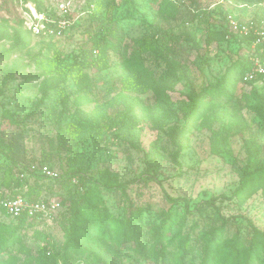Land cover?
Returning a JSON list of instances; mask_svg holds the SVG:
<instances>
[{"label":"rangeland","instance_id":"rangeland-1","mask_svg":"<svg viewBox=\"0 0 264 264\" xmlns=\"http://www.w3.org/2000/svg\"><path fill=\"white\" fill-rule=\"evenodd\" d=\"M263 30L264 0H0V200L18 164L48 163L63 176L45 185L61 207L50 224L40 223L44 234L17 227L0 208V264L15 258L38 264L43 249L67 252L74 257L68 264H202L204 231L190 230L191 217L181 230L184 202L168 196L186 199L191 209L213 196H232L240 170L256 154L264 159V115L256 111L264 82H251L255 90L234 78L202 112L188 119L186 112L195 94L223 84L243 39ZM105 32L121 41L100 69L94 46ZM141 39L169 49L164 58L145 57L154 79L148 90L125 80L135 74L127 62ZM257 48L251 45L250 53L260 54ZM150 160L158 168L146 184L138 179ZM70 172L85 174L87 185L138 181L102 188L108 226L73 237L79 177ZM216 204L226 217H237L228 226L240 227L243 238V217L264 230L261 190L241 205ZM131 216L140 231L127 239L120 227Z\"/></svg>","mask_w":264,"mask_h":264},{"label":"trees","instance_id":"trees-1","mask_svg":"<svg viewBox=\"0 0 264 264\" xmlns=\"http://www.w3.org/2000/svg\"><path fill=\"white\" fill-rule=\"evenodd\" d=\"M244 3L252 4L254 0H242ZM255 34L251 38H244L242 41V47L244 48L242 53L239 54L238 62L233 67V70L225 78L223 84L217 85L212 89H206L205 92L201 94H195L191 107L187 110L185 118L188 119L190 116L197 115L205 109L207 103L210 100L216 99L222 94L226 93L230 87V83L237 79V84L242 83L243 85L252 84L251 82H245L243 80L244 74L249 71L253 64L250 58L251 45L254 41ZM120 37H118L114 32H105L103 35L96 39L94 46L95 61L99 65L100 69L108 67L109 54L117 47L120 43ZM132 57L128 60V65L130 68H135V74L129 73L126 77V81L129 82L133 89L148 90L154 85V79L150 77L148 70L144 67V60L147 55L154 56L157 59L166 57L169 49L159 43L157 40L150 41L148 39H141L137 41ZM260 47L257 48L259 50ZM262 62L264 64V53L259 54ZM264 84V83H263ZM255 90H257V85L252 84ZM139 90V91H142ZM254 90V91H255ZM256 111L264 115V98L260 100V105L257 106ZM40 165H49L48 163H41ZM52 167V165H49ZM148 170L145 178H139L138 180L144 181L146 184L155 179L152 171L158 168V164L154 160L148 162ZM31 166H21L18 164L13 172L12 176L9 178L7 183L8 191L3 198L7 196H14L16 194H24L30 199H47L45 185L46 183H57L58 180L63 178L62 173L57 178L48 177L42 174L40 171H31ZM55 168V167H52ZM26 173L25 178L20 177V173ZM74 176H78L77 187V199L73 203V215L71 217V229L72 236L76 237L80 234H87L91 236L93 231L107 227L108 221L106 219V214L100 209V203L102 202L101 190L105 188L108 191H114L116 189H126L132 184L136 183L138 180H129L126 182H106L101 180H95L96 182L87 185L89 178L85 174L80 175L78 172H70ZM33 177V182L31 178ZM73 177V176H72ZM240 181L239 185L234 190L232 196H226L224 194L219 196H213L212 198L202 200L194 205L191 209L189 201L186 199L173 198L168 196L170 201L178 203L180 201L184 202V214L181 221V230L187 222L188 218H193L192 226L190 230L194 231H204L202 234L203 244L201 249L202 264H264V230H261L255 224L251 222L249 218L243 217L241 221L246 222L247 235L243 238L240 233V227L233 230L232 226H228V223L232 222L230 217L237 218L235 215L226 217L222 213V208L220 205L216 204V201L220 200L223 202L226 199H234L237 205H241L245 200H247L253 193L261 190L264 194V159L260 158L259 155L254 156L253 163L250 166L243 167L239 173ZM47 194H52L47 192ZM2 198V199H3ZM1 199V200H2ZM0 208L2 212L6 215V212L1 204ZM84 215L87 220H91L90 224H83V220L79 217ZM7 216V215H6ZM196 218L198 220H196ZM200 218V219H199ZM135 217H125L122 219L123 225L120 227V231L127 239H132L134 234H138L140 227L135 223ZM14 222L17 227L21 226H35L43 234L46 231V227L40 225L42 222L36 219H27L25 217L19 219H10ZM203 221L201 225L200 221ZM214 222V223H213ZM216 222H221L217 224ZM89 225V227H87ZM40 226L42 229H40ZM209 226V228H207ZM207 229V230H206ZM227 233L228 237L224 239V235ZM188 235V234H187ZM190 236H187L188 238ZM3 239L0 238V249L1 242ZM161 250H164L162 246ZM1 252V251H0ZM51 258L54 261L62 259V264H68V260H73L74 257L65 251L60 250H49L43 249L41 252V260L38 264H52ZM16 259V258H15ZM15 259L7 260L6 263L16 264ZM85 263V262H84ZM88 264V263H87ZM92 264V263H89Z\"/></svg>","mask_w":264,"mask_h":264},{"label":"built area","instance_id":"built-area-1","mask_svg":"<svg viewBox=\"0 0 264 264\" xmlns=\"http://www.w3.org/2000/svg\"><path fill=\"white\" fill-rule=\"evenodd\" d=\"M40 24L34 25V30L36 32H41L42 29ZM242 31L248 32L249 25L241 26ZM235 28H238L235 25ZM254 48H262L261 53L264 51V30L260 32H255V38L252 43ZM252 61V68L247 71L243 80L245 82H264V64L259 54L251 53L250 55ZM31 171H40L42 174L57 178L60 173L56 168H52L49 165H39L31 166ZM26 173H20V177L25 178ZM1 204L6 212V215L10 219H19L25 217L27 219H36L44 224H50L56 217L61 205L57 199L47 198V199H30L24 194H16L13 197L7 196L1 200Z\"/></svg>","mask_w":264,"mask_h":264},{"label":"bare ground","instance_id":"bare-ground-1","mask_svg":"<svg viewBox=\"0 0 264 264\" xmlns=\"http://www.w3.org/2000/svg\"><path fill=\"white\" fill-rule=\"evenodd\" d=\"M34 15V14H33Z\"/></svg>","mask_w":264,"mask_h":264}]
</instances>
